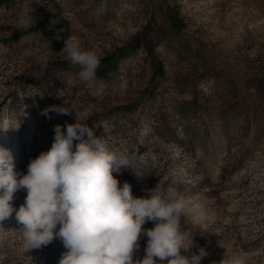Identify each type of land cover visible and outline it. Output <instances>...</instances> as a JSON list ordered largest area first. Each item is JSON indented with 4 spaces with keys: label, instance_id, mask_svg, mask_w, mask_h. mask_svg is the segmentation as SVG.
I'll use <instances>...</instances> for the list:
<instances>
[{
    "label": "rangeland",
    "instance_id": "1",
    "mask_svg": "<svg viewBox=\"0 0 264 264\" xmlns=\"http://www.w3.org/2000/svg\"><path fill=\"white\" fill-rule=\"evenodd\" d=\"M25 3L36 23L18 30ZM71 34L98 52L91 80L59 53ZM52 105L73 111L41 114ZM76 115L136 164L113 173L134 198L157 186L187 201L181 255L203 247L201 264H264V0H0V146L15 171L27 174L54 126ZM26 195L14 194V209ZM3 227L0 264H58L66 251L59 239L25 250L15 211Z\"/></svg>",
    "mask_w": 264,
    "mask_h": 264
},
{
    "label": "clouds",
    "instance_id": "2",
    "mask_svg": "<svg viewBox=\"0 0 264 264\" xmlns=\"http://www.w3.org/2000/svg\"><path fill=\"white\" fill-rule=\"evenodd\" d=\"M35 11L25 3L16 15V29L35 25ZM59 53L80 67L82 80L95 77L100 64L98 52L82 48L77 36L66 38ZM37 62L46 68L47 55ZM126 86V82L121 83L122 92ZM72 111L52 105L41 114L69 115ZM74 140L78 143L73 151ZM135 167L123 152L110 150L87 122H78L77 115L74 123L54 126L50 150L30 161L27 174L15 171L11 150L0 146V230L15 211L16 220L23 226L25 250L39 249L54 239L62 241L66 251L58 264H156L154 257L161 261L171 258L168 264H201L208 254L203 247L190 259L181 255V249L187 251L192 244V237L186 243L187 233L180 229L187 201L176 197L174 190L165 192L157 186L147 189L146 196L134 198L131 185L125 181L121 187L113 173ZM21 189L27 195L16 210L12 201ZM147 221L154 222V227L145 229ZM142 236L147 237L146 255L134 261ZM221 264L246 261L242 255H233Z\"/></svg>",
    "mask_w": 264,
    "mask_h": 264
}]
</instances>
